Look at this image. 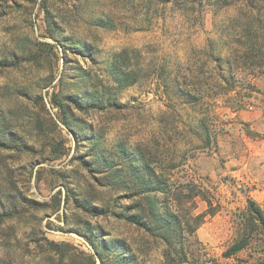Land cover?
Returning <instances> with one entry per match:
<instances>
[{
  "label": "rangeland",
  "instance_id": "1",
  "mask_svg": "<svg viewBox=\"0 0 264 264\" xmlns=\"http://www.w3.org/2000/svg\"><path fill=\"white\" fill-rule=\"evenodd\" d=\"M259 111L264 0H0V264H264Z\"/></svg>",
  "mask_w": 264,
  "mask_h": 264
},
{
  "label": "crops",
  "instance_id": "2",
  "mask_svg": "<svg viewBox=\"0 0 264 264\" xmlns=\"http://www.w3.org/2000/svg\"><path fill=\"white\" fill-rule=\"evenodd\" d=\"M248 120L254 121L258 125V127L261 126L262 129L264 128V114L261 111L251 113L248 117Z\"/></svg>",
  "mask_w": 264,
  "mask_h": 264
},
{
  "label": "trees",
  "instance_id": "3",
  "mask_svg": "<svg viewBox=\"0 0 264 264\" xmlns=\"http://www.w3.org/2000/svg\"><path fill=\"white\" fill-rule=\"evenodd\" d=\"M252 207H251V212H253V213H257V214H259V215H262L261 214V212L258 210V209H255L254 207H253V205H251ZM242 248H243V245H237V246H235L234 247V249H233V251L234 252H236V251H240V250H242Z\"/></svg>",
  "mask_w": 264,
  "mask_h": 264
}]
</instances>
